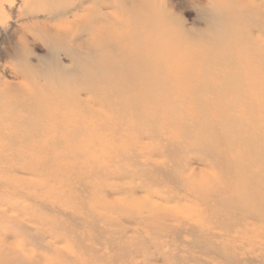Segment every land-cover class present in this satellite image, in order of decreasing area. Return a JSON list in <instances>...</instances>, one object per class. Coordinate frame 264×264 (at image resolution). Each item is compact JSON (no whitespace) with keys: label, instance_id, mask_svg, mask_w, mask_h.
Listing matches in <instances>:
<instances>
[{"label":"rangeland","instance_id":"1","mask_svg":"<svg viewBox=\"0 0 264 264\" xmlns=\"http://www.w3.org/2000/svg\"><path fill=\"white\" fill-rule=\"evenodd\" d=\"M0 264H264V0H0Z\"/></svg>","mask_w":264,"mask_h":264}]
</instances>
